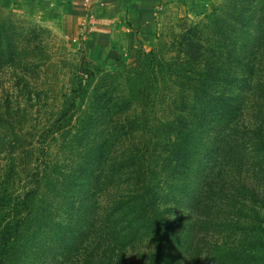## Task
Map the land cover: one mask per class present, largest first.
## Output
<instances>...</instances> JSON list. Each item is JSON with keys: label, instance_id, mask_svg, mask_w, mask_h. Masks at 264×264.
<instances>
[{"label": "trees", "instance_id": "16d2710c", "mask_svg": "<svg viewBox=\"0 0 264 264\" xmlns=\"http://www.w3.org/2000/svg\"><path fill=\"white\" fill-rule=\"evenodd\" d=\"M14 17L0 12V68L42 70ZM170 36L116 71L80 64L47 151L0 104V150L25 172L0 183V264L43 249L49 264L67 242L76 264H264V0H228ZM185 199L192 230L170 219Z\"/></svg>", "mask_w": 264, "mask_h": 264}, {"label": "rangeland", "instance_id": "374dc122", "mask_svg": "<svg viewBox=\"0 0 264 264\" xmlns=\"http://www.w3.org/2000/svg\"><path fill=\"white\" fill-rule=\"evenodd\" d=\"M228 0H158L152 6L151 15L148 16L146 30L144 34L140 31L137 40L129 41L122 36L113 40L109 47L98 46L88 40L85 46V33L76 40L68 37L62 30H56L51 25L52 22L43 21L39 15H30L29 11H20V2L16 1L6 5L5 0H0L1 14L13 13L17 26H22L23 34L33 43H41V51H35V57L41 64L42 70H25L23 66H6L0 68V104L9 102L13 110H20V120L22 124L21 134L25 135L28 142L35 143L37 148H46L47 151V122L52 119L58 109L64 105L66 95L72 88V80L75 74H80L78 68L80 64L88 65L94 71H116L131 64L143 53L157 49L160 42L169 41L171 33L179 34L183 28L189 27L191 23L204 19L211 14L214 9H220ZM129 24V22H128ZM38 28L36 34L33 30ZM35 28V29H36ZM36 34V35H35ZM127 35V33H126ZM103 50V53L101 52ZM30 59V57L28 58ZM23 79L24 81H20ZM30 92V93H29ZM7 103V102H6ZM242 117L244 123H249L248 114ZM39 144V146H38ZM9 149L0 150V183L10 171V166H16L15 180L19 181L25 177L24 165H19V160L10 161ZM37 152V151H35ZM24 181V180H23ZM199 182L195 181L196 198L201 191ZM186 200V199H185ZM171 203V202H170ZM168 203V204H170ZM189 201L183 205L174 206L170 213V219L182 218V222L191 230L193 228V213L191 216ZM191 216V223L189 217ZM70 242L65 243L62 248V256L51 259L49 264H76L75 254L70 250ZM47 245V244H46ZM148 242L140 244L128 254L129 259L137 261L144 254H148L151 249ZM168 250V248H166ZM177 250L175 247L172 251ZM41 256L36 264H47V251L41 250ZM178 261L182 264L185 255L175 253ZM213 264L204 258L200 262L193 264ZM164 264V263H163Z\"/></svg>", "mask_w": 264, "mask_h": 264}, {"label": "crops", "instance_id": "0c3cea01", "mask_svg": "<svg viewBox=\"0 0 264 264\" xmlns=\"http://www.w3.org/2000/svg\"><path fill=\"white\" fill-rule=\"evenodd\" d=\"M16 1L20 2L16 6L20 11L39 15L74 40L85 33L87 48L89 39L90 46L97 43L109 47L122 32L125 39L137 40L138 28L144 34L152 6L158 0H5V3L13 5Z\"/></svg>", "mask_w": 264, "mask_h": 264}]
</instances>
